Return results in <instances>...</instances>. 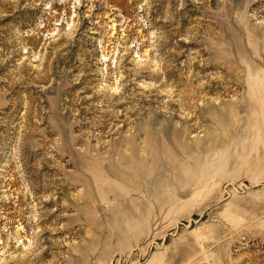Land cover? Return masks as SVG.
Here are the masks:
<instances>
[{"label":"rangeland","instance_id":"obj_1","mask_svg":"<svg viewBox=\"0 0 264 264\" xmlns=\"http://www.w3.org/2000/svg\"><path fill=\"white\" fill-rule=\"evenodd\" d=\"M0 264H264V0H0Z\"/></svg>","mask_w":264,"mask_h":264}]
</instances>
